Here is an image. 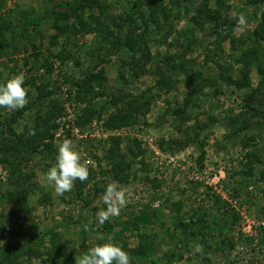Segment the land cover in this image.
Masks as SVG:
<instances>
[{
  "label": "rangeland",
  "instance_id": "obj_1",
  "mask_svg": "<svg viewBox=\"0 0 264 264\" xmlns=\"http://www.w3.org/2000/svg\"><path fill=\"white\" fill-rule=\"evenodd\" d=\"M76 1L0 0V19L12 18L16 44L0 51V82L14 76L12 68L19 66L18 74L24 75L28 89V103L23 109L0 108V131L7 134L4 121L13 116H17L14 124L17 132H23L25 127L34 124L38 108L47 115L46 111H51L55 104L61 108V113L55 111L50 120L53 138H46L33 154H17L20 157L17 161H22L26 174H33L31 180L35 185L28 196L32 210L11 217L9 213L14 204L0 198V245L10 250L16 240L24 237L30 240L42 233L46 235L45 245L50 246L48 238L55 231L65 243L66 264H75L76 256L91 246L116 239L114 243L129 250L138 245L143 234L150 246L149 257L156 259L157 264H264V179L260 177L264 169V104L256 100L246 104V96L251 99L260 75L253 69L252 85L245 88L222 83L227 71L234 78L239 77L242 65L234 62L231 55L237 50L229 42L234 37L237 45L245 44L259 23L264 0L228 1L226 14L236 24L221 47L213 43L217 35L211 33L210 25L200 30L190 20L201 0H180V8L170 0H150L149 4L139 0H102L104 13L98 9L91 12L110 27L108 39L103 38L98 28L89 26L87 31L79 28L70 8ZM153 4L158 9L155 21L150 18ZM209 5L215 8V0H210ZM132 6L141 7L144 17L123 27L113 23L114 17L124 15ZM164 6L170 9L167 18L163 16ZM56 12L70 13L62 24H68L71 30L52 38L57 31L52 27ZM241 16L245 18L244 24L239 23ZM86 18L89 19L87 12ZM27 21L31 23L26 24ZM130 38L137 42L135 51L125 42ZM190 44L192 47L187 49ZM39 49L41 61L45 57L52 61V71L35 64L33 52ZM56 52L62 53L55 57L52 53ZM180 54L188 60L189 68L201 72L194 76V84L202 88L189 108L192 115L189 124L197 120L207 123L202 130H196L195 134L200 135L197 142L184 147L167 143L161 146L162 139L167 141L171 136L181 135L170 113L171 107L185 100L189 90L187 74L177 71L169 75L172 67L164 62L169 56L181 61ZM25 60H28L26 65ZM99 71H103L105 80L95 84L96 93L81 92V98L78 97L73 82H82L87 75ZM164 71L171 80L167 87L159 86ZM45 73L50 80L45 88L47 96L36 100L41 107L34 106L31 98H36L37 91L30 75L39 79ZM215 86L219 87L218 91ZM120 89L133 94L147 92V103L133 123L108 128L105 122L109 115L124 105L123 101L117 106L112 102L114 93ZM259 97L264 98L263 94ZM229 115L235 118L233 126L225 125ZM79 119L82 124L77 123ZM212 119L216 121L211 122ZM116 138L119 139L118 156H111ZM64 139L73 141L89 176L81 188L77 189L74 184L61 197L54 193L45 173L55 163L57 146ZM200 141H204L203 147ZM49 142L52 149L45 148ZM248 152L260 157L253 165L252 175L247 173ZM122 155L129 165L124 175L113 166ZM8 176V170L1 165L0 197L1 192L11 188ZM109 184L117 185L126 196V206L120 215L107 221L113 223L110 234L103 232L100 227L104 224L96 221L97 211L105 207L102 196ZM172 203H179L183 218L203 217L207 224L204 230L215 236L206 243L200 239L201 235L187 236V242H194L193 250L180 247L175 257L168 260L164 254L178 245L176 236L181 233L173 226L174 218L168 209ZM142 210L155 217L147 225L142 224L141 230L133 229V218ZM32 262L44 264L41 258H34Z\"/></svg>",
  "mask_w": 264,
  "mask_h": 264
},
{
  "label": "trees",
  "instance_id": "obj_2",
  "mask_svg": "<svg viewBox=\"0 0 264 264\" xmlns=\"http://www.w3.org/2000/svg\"><path fill=\"white\" fill-rule=\"evenodd\" d=\"M171 3L175 4L176 7L180 8L181 1L180 0H170ZM192 1V0H187ZM186 1V2H187ZM229 0H215L216 7H210L209 3L210 0H201V2L197 5L196 14L191 16L190 20L193 22L195 27L200 30H206L208 26L211 27V33H215L217 35V40L213 43H216L218 47L223 45V41L230 36L231 30L233 29L234 25L236 24L231 17L226 14L227 10L229 9ZM255 2H260L262 0H254ZM142 3H148L150 0H139ZM187 2V3H188ZM104 1L102 0H77L71 4V9L74 11V15L77 19V25L81 30H88L89 26L97 29L99 33L103 35L104 39H108L110 35V27L106 25V23L99 17V15H94L91 11L93 9H98L101 13H104ZM186 6L185 8H187ZM152 11L150 12V18L154 21L156 19V12L157 5L153 4ZM164 14L163 16L167 18V11L170 12V9L166 6L163 7ZM141 7H130L126 11H124V15H120L117 18H113V23L117 24L118 27H123L127 25V23H137L136 21L144 17L145 15L141 11ZM86 12L88 13L89 19L86 18ZM138 14V17L135 15ZM54 22L52 27L55 28L57 31L55 34L52 35V38L60 36L64 32L70 31L71 29L68 24H62L64 21L69 19L70 13H58L53 15ZM30 21H27L26 24H30ZM13 20L12 18H1L0 19V51L7 50L8 47L13 46L15 43V37L12 31ZM193 29H191L192 31ZM25 31V29H24ZM59 33V34H58ZM143 35V34H141ZM143 37V36H142ZM54 43V41H51ZM128 43L129 48L131 51H135V42L136 40L128 39L125 41ZM137 43V42H136ZM245 44L241 43L240 45L236 44V41L231 38L229 44L233 47L234 50H237V53L232 54L231 56L234 57V62L241 63V71L238 78H234L228 71L222 77V83L228 85H235L237 88H245L252 85L251 79V72L253 69H256L260 75L259 82L256 88H253L251 99L246 96V104L252 103V101L256 100L255 102H259L258 104H264V98L259 97L260 94L264 96V10H262L261 14L259 15V23L257 26L252 30V32L247 36L246 40L244 41ZM16 45V44H15ZM246 45V46H245ZM192 46L191 44L187 46V49H190ZM35 57V64L39 67H45L49 71L53 70L52 61L50 58L45 57L42 61L40 60L41 50H35L34 52ZM62 52L52 53V55L60 56ZM181 61L174 58V56H169L164 59V62H168L171 69L169 68L168 72L169 75L177 71H183L187 74V85H188V92L186 94L185 100L183 104L179 106L171 107V116L173 118V125L177 129L178 133L181 134L179 136H171L169 140L162 139L160 141V145L163 146V143H167L171 146V144L177 147H184L189 145L190 143L197 142L199 138V134H195L196 130H202L205 128L207 122L197 120L195 124H189L191 121L192 115L190 114L189 108L192 107L196 96L198 95L199 91H201L199 84H194L195 81V74H201V72H194L191 68L187 66L188 60L182 54L179 55ZM147 57V55H146ZM210 56L207 54V58ZM148 57L147 60L148 61ZM216 63V61H214ZM28 63V60H25V65ZM217 64V63H216ZM33 64H30L32 67ZM37 68V70L39 69ZM34 68V67H33ZM31 68V73H33ZM19 66H13L12 72L14 74L19 73ZM144 66L142 70H144ZM173 69V71H172ZM34 70V69H33ZM133 71H136L135 67ZM166 71L161 73L162 77H160V85L161 87H167V85L171 82V80L166 76L168 73L165 74ZM139 73V72H138ZM47 74H43L40 79L37 78L36 75L31 74L30 79L33 80L34 88L37 91L36 98H31L32 104L35 106L39 105L41 107L40 101L37 103L36 100H40L43 96H47L45 92V88L48 86L49 79L47 78ZM198 76V75H197ZM167 77V78H166ZM105 80V76L103 75V71H99L97 73H92L87 75V77L82 81L78 82L75 81L74 87L78 90V97L81 96V92L84 95H89L95 92V84L102 83ZM66 81L70 82L69 77H66ZM213 81V80H212ZM210 83V81L208 80ZM214 82V81H213ZM206 85V83H205ZM72 86V81H71ZM207 86V85H206ZM215 90L218 91L219 87L215 86ZM151 92V91H149ZM98 93V92H97ZM218 93V92H217ZM146 95L147 92L142 94H133L132 92H128L125 89H120L114 93L113 104L117 106L121 101L124 102V105L119 107L117 111L109 115L107 118L105 125L108 128L112 127H119L123 125H127L129 123H133L137 120V114L140 110L146 106ZM81 98V97H80ZM248 102V103H247ZM31 104V105H32ZM148 105V104H147ZM32 107V106H30ZM59 114L61 113V108L55 104V107L43 114L42 110L38 108V113L35 116L34 124L25 127L23 132H17L14 124L17 122V116H13L10 119L4 121L7 127V134L3 131H0V166L3 165L8 170L9 176L8 180L10 181L11 188L6 191L1 192V200L5 203H13L14 206L11 207L10 216L20 215L23 212L30 213L32 210V206L29 203L28 196L30 192L34 188V182H32L33 174L29 173L26 174L24 169L21 167L20 157L18 155H24V153H34L38 150V146L41 145L46 138L52 139L53 134H51V124L50 120L53 118L56 112ZM18 115L21 114L19 110ZM211 116V115H210ZM212 118V116L210 117ZM234 117L228 116L226 118L227 126H233ZM216 121V119H212L211 122ZM82 124L83 121L79 119L77 122ZM249 123L242 122V126ZM4 124V123H3ZM55 125V124H54ZM115 143L111 150L110 155L115 156L118 154L116 148V143H119V139L116 138L113 140ZM202 147L204 146V141H200ZM246 142H244L245 144ZM247 144V143H246ZM53 145L51 142L45 143L46 149H52ZM18 154V155H17ZM17 156V158L12 157ZM118 156V155H117ZM201 157V161L203 160ZM121 159L119 162H114L113 166L115 169L123 172L124 175L125 170L129 165L125 163L124 156L120 157ZM248 164H247V173L252 175L253 172V165L257 162L260 157L255 154V152H248L247 153ZM17 159L19 161H17ZM124 178L123 176H121ZM264 179V169H262V173L260 176ZM77 189L81 188L83 184L79 180L74 182ZM13 187V188H12ZM45 199V198H44ZM47 200V199H45ZM168 209L171 212V216L174 218L175 230L179 229L181 233L177 234L178 245L175 246L169 252L164 254L168 260H171L175 257L176 252L180 250V247L187 248L188 250H193L194 242H187V236L190 238H196L201 235L202 241L204 243L210 241L212 236H215L213 232H208L204 230L207 227L205 223V219L203 217H199L196 220L192 217L191 219H186L180 216V205L179 203H172L168 205ZM154 215L148 213L146 210H142L140 215H137L133 218V222L131 223V227L133 229L141 230L142 224L147 225L153 220ZM103 232L110 234L111 230L113 229V223L105 222L103 227H100ZM85 232L83 228L82 233ZM176 234V233H175ZM186 239V240H185ZM116 240V239H115ZM114 239L111 241L114 242ZM46 235L40 233L35 235L32 239H28L24 237V240H16L14 245L7 248L5 245H0V264H33L32 260L34 258H41V261L44 264H66L68 262L67 258H65V243L63 241L62 236L55 231L50 232V236L48 241L50 242V246H46ZM116 243V242H115ZM118 244V243H117ZM150 246L146 244V237L141 234L140 242L133 248L126 250L131 258V264H157L156 259L149 257ZM143 257L137 260L136 257ZM25 257V259H24ZM70 262V261H69Z\"/></svg>",
  "mask_w": 264,
  "mask_h": 264
},
{
  "label": "clouds",
  "instance_id": "obj_3",
  "mask_svg": "<svg viewBox=\"0 0 264 264\" xmlns=\"http://www.w3.org/2000/svg\"><path fill=\"white\" fill-rule=\"evenodd\" d=\"M239 23H245L243 16L239 18ZM27 103L28 89L22 73L0 82V108L18 110L23 109ZM88 176V168L74 148L73 141H61L57 146L55 163L45 173V179L52 186L54 193L62 197L72 190L75 181L84 182ZM102 200L105 207L96 213L99 225L109 221L110 217L119 216L121 209L126 206L125 193L115 184L106 187ZM75 264H131V258L122 246L108 240L91 246L85 253L76 256Z\"/></svg>",
  "mask_w": 264,
  "mask_h": 264
}]
</instances>
